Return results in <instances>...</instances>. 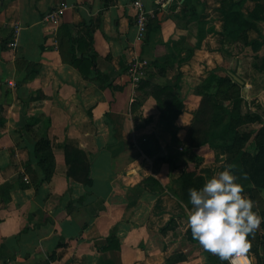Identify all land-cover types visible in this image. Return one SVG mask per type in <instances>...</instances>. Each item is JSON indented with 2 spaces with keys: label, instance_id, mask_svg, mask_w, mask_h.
<instances>
[{
  "label": "crops",
  "instance_id": "0c3cea01",
  "mask_svg": "<svg viewBox=\"0 0 264 264\" xmlns=\"http://www.w3.org/2000/svg\"><path fill=\"white\" fill-rule=\"evenodd\" d=\"M134 1L0 0V264H218L191 239V208L179 194L186 169L206 181L229 165L228 155L220 145L184 140L199 89L215 74L241 75L243 107L262 118L250 126L264 124V11L248 30L250 41L261 42L254 49L226 36L222 0H141L160 22L145 42ZM255 5L246 0L242 11L248 16ZM53 6L65 7L63 16L44 21ZM63 23L92 38L86 53H95L107 81L63 59ZM142 57L149 60L145 79L180 87L183 109L173 123L127 73ZM32 64L37 72L27 78ZM46 128L55 169L38 190L27 167L36 166L33 152ZM151 136L155 144H148ZM68 141L86 152L91 186L67 176ZM111 235L118 248H107ZM248 239V264H264L262 239Z\"/></svg>",
  "mask_w": 264,
  "mask_h": 264
},
{
  "label": "trees",
  "instance_id": "16d2710c",
  "mask_svg": "<svg viewBox=\"0 0 264 264\" xmlns=\"http://www.w3.org/2000/svg\"><path fill=\"white\" fill-rule=\"evenodd\" d=\"M245 1H221V9L225 16V34L227 37L230 35L239 36L243 45H252L256 49L261 45V42L250 41L248 39V30L256 27L253 19L262 18L260 13L264 11V0H254L256 5L248 16L242 11ZM169 9L175 10L176 5L171 4ZM155 11L157 13V9ZM156 15L149 21L146 36L160 26ZM72 30L73 27L68 23H63L59 30V49L63 59L78 68L84 76H89L93 68L96 78L107 81V76L97 68L95 53L91 55L86 53V48L91 47L92 38L77 36ZM147 39L148 37L145 38V42ZM35 66L36 64H32L27 73V78L37 72ZM149 71L150 69L148 68L147 73ZM140 83L141 86H147L148 92L157 99L162 112L161 118L166 116L165 113H171V116L169 115L167 118H170L173 123L175 117L183 109L179 85L153 83L145 78ZM242 88L243 85L235 80L232 75H211L202 88L199 89L202 100L195 111L184 142L189 147H197L207 143L224 147L228 155L227 162L234 165L232 171L244 185V190L248 197L255 200L259 194L264 192V124L257 129L251 128L252 122L262 121V118L259 114L245 111ZM221 100L226 103L220 102ZM147 142H149L148 144H155V138L151 136ZM251 143L254 144V151L249 149ZM33 154L36 158V166L29 164L27 170L34 173L37 189L39 190L42 182L50 180L55 169V155L51 147L47 128L38 137ZM65 159L69 166L67 176L81 181L86 186H91L93 179L86 152L68 141L65 144ZM40 174L42 175L41 177ZM204 183V176L199 174L196 168L186 169L181 175L179 198L189 208H192L189 189L192 187L199 188ZM79 201L83 202L84 197L79 198ZM262 216H264V208ZM262 225L264 230V221H262ZM190 237L195 242H198L197 239L193 238L192 234ZM261 239L264 243V231ZM119 245V239L115 235L109 236L107 248H118ZM208 260L210 263H228L227 261H222L218 256H210Z\"/></svg>",
  "mask_w": 264,
  "mask_h": 264
},
{
  "label": "clouds",
  "instance_id": "9594fccd",
  "mask_svg": "<svg viewBox=\"0 0 264 264\" xmlns=\"http://www.w3.org/2000/svg\"><path fill=\"white\" fill-rule=\"evenodd\" d=\"M233 168L226 165L201 187L189 189L192 208L187 224L206 251L228 264H248V236L261 225L264 216L255 210Z\"/></svg>",
  "mask_w": 264,
  "mask_h": 264
},
{
  "label": "built area",
  "instance_id": "2783aa9c",
  "mask_svg": "<svg viewBox=\"0 0 264 264\" xmlns=\"http://www.w3.org/2000/svg\"><path fill=\"white\" fill-rule=\"evenodd\" d=\"M166 1L168 0H158L160 4H164ZM134 5L137 8V14L135 18L137 36L138 38L145 40L149 21L157 14L155 11L156 9L148 10L141 0H135ZM64 9L65 7L62 6H53L45 13L43 20L46 22L58 21L63 16ZM11 45H16V43L12 42ZM148 65L149 60L145 57L136 58L129 64L127 73L134 83H140L141 80L146 76Z\"/></svg>",
  "mask_w": 264,
  "mask_h": 264
},
{
  "label": "rangeland",
  "instance_id": "374dc122",
  "mask_svg": "<svg viewBox=\"0 0 264 264\" xmlns=\"http://www.w3.org/2000/svg\"><path fill=\"white\" fill-rule=\"evenodd\" d=\"M232 62H233V58L231 57L230 60H229V66H232ZM237 74H238V69H237ZM238 76H241V75L238 74ZM245 111H247V110L245 109ZM252 201L254 202L255 210L262 216V210L264 208V192L259 194V196H257V198L255 200H252ZM263 231H264L263 230V225H262V222H261V225L253 233H251V235L252 236L254 235L256 240L260 241V238L262 237ZM189 234L190 235L192 234L191 230H190Z\"/></svg>",
  "mask_w": 264,
  "mask_h": 264
},
{
  "label": "water",
  "instance_id": "95a60500",
  "mask_svg": "<svg viewBox=\"0 0 264 264\" xmlns=\"http://www.w3.org/2000/svg\"><path fill=\"white\" fill-rule=\"evenodd\" d=\"M170 3V1H168V4ZM237 63H238V60L236 59L235 62H234V68H236L237 66ZM231 74L235 77V79L240 82V83H243V81L241 80V78H239L234 71L231 72ZM200 244V242H199Z\"/></svg>",
  "mask_w": 264,
  "mask_h": 264
}]
</instances>
